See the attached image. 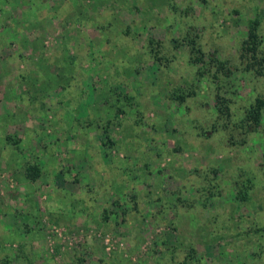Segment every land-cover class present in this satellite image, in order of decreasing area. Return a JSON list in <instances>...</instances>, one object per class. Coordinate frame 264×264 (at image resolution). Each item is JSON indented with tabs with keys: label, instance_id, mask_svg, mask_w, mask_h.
Listing matches in <instances>:
<instances>
[{
	"label": "rangeland",
	"instance_id": "1",
	"mask_svg": "<svg viewBox=\"0 0 264 264\" xmlns=\"http://www.w3.org/2000/svg\"><path fill=\"white\" fill-rule=\"evenodd\" d=\"M262 58L264 0H0V264H264Z\"/></svg>",
	"mask_w": 264,
	"mask_h": 264
},
{
	"label": "trees",
	"instance_id": "2",
	"mask_svg": "<svg viewBox=\"0 0 264 264\" xmlns=\"http://www.w3.org/2000/svg\"><path fill=\"white\" fill-rule=\"evenodd\" d=\"M245 49L247 51H249L250 53H252L253 58L255 59V54L257 53V49H258V41H257V35L254 32V27H251V30L249 31L248 34V40L246 42V46ZM262 61H264V58L261 59ZM263 105V101L262 100H257V104L254 105L250 111H249V117L254 120L257 121L259 118V111L261 109ZM38 175V169L37 166H31L29 168L28 171V177H30L31 179L35 178ZM77 264H83L82 262H78Z\"/></svg>",
	"mask_w": 264,
	"mask_h": 264
}]
</instances>
